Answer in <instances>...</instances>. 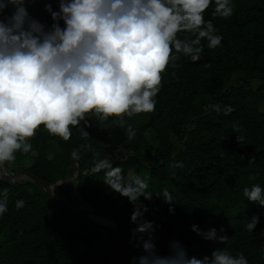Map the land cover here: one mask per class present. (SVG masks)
<instances>
[{
    "label": "rangeland",
    "instance_id": "374dc122",
    "mask_svg": "<svg viewBox=\"0 0 264 264\" xmlns=\"http://www.w3.org/2000/svg\"><path fill=\"white\" fill-rule=\"evenodd\" d=\"M233 4L231 17L216 15L221 46L209 49L202 40L199 61L182 54L170 61L161 74L154 112L100 122L94 115L89 119L86 128L107 132L99 141L103 151L94 146L93 155L85 151L83 125L71 127L75 137L66 141L40 126L30 138L32 150L17 152L15 161L0 166L5 177L0 191L20 188L0 216V264H130L137 255L113 221L58 202L114 216L132 234L133 204L110 190L103 174H91L93 162L105 157L115 161L114 167L121 165L126 175L147 178L146 194L152 197L140 198L148 208L142 219L153 222L162 254L168 253V242L177 239L190 255L202 257L227 248L233 254L243 252L249 264H264V206L238 195L234 185L264 172V0H257L255 7L242 0ZM42 20L51 22L48 17ZM178 38L194 37L182 32ZM210 104L234 110L224 115L209 110ZM129 125L135 130L131 139L126 135ZM201 155L211 165L224 167L227 175H200L189 160L201 164ZM22 167L48 187L26 174L12 179ZM161 188L170 192L172 201L165 202ZM20 199L25 205L17 210ZM244 208L252 212L249 217ZM253 215L259 223L248 232L246 224ZM193 224L203 230L215 227L229 239L205 240L191 230Z\"/></svg>",
    "mask_w": 264,
    "mask_h": 264
},
{
    "label": "clouds",
    "instance_id": "9594fccd",
    "mask_svg": "<svg viewBox=\"0 0 264 264\" xmlns=\"http://www.w3.org/2000/svg\"><path fill=\"white\" fill-rule=\"evenodd\" d=\"M9 3L13 10L5 13ZM213 4L214 15L232 16L233 0H57L55 8L50 2L43 6L49 22L32 15L26 0H0V166L15 161L17 152L29 153L30 138L40 126L66 141L71 127L85 129L93 115L100 122L154 112L161 74L176 54L197 62L202 40L209 49L221 46L223 36L204 18ZM182 32L194 38H178ZM208 109L224 115L234 110L219 104ZM126 135L135 136L131 125ZM114 163L109 157L95 160L90 171H103L109 189L133 204L132 238L142 254L131 257L130 264H249L243 252L233 254L227 248L190 255L177 239L162 254L153 222L142 219L148 208L140 198L152 197L146 194L147 178L128 176ZM242 191L246 200L264 206V186L252 184ZM160 194L165 202L173 200L167 189ZM24 205L23 199L15 202L17 210ZM7 210L5 189L0 191V216ZM258 223L253 215L247 231L253 232ZM191 230L209 241L229 239L215 227L203 230L193 224Z\"/></svg>",
    "mask_w": 264,
    "mask_h": 264
},
{
    "label": "trees",
    "instance_id": "16d2710c",
    "mask_svg": "<svg viewBox=\"0 0 264 264\" xmlns=\"http://www.w3.org/2000/svg\"><path fill=\"white\" fill-rule=\"evenodd\" d=\"M242 1L247 2V4L250 5L251 7H255L257 5V0L256 1L255 0H242ZM47 2L52 3L54 8L57 5V0H26V3H27L28 8H29V11L32 13V15H34V16H36L38 18H41V19L43 17L50 18V16L47 13L44 12V7H43L44 4L47 3ZM214 6H215L214 4L209 6V8L204 13V18H205L206 21L210 20L213 23V25H214V27L216 29L217 28L218 18H217L216 15L213 14ZM12 10H13V6L9 3L8 7L4 10V12L5 13H10ZM85 131H87L89 133L88 135H85V140H84V143H83V147H84L85 151L86 152L90 151L89 152L90 155H93V152H91L92 149H93L92 148L93 146L95 148L97 147L100 151H103L104 150V146H103V144H99V141H100V138L103 135L107 134V132L106 131L95 130V128H93L91 126L89 128H86ZM71 137L74 138L75 136L72 134ZM71 141L73 142V140H71ZM114 151H112L110 153L112 154V153H114ZM123 159H125V161L126 160L128 161L131 158H123ZM200 160L202 162L201 164H198V162H196V160H194V161H193V159L189 160L191 165H193L192 167H195V169L198 170V172H200V175H202V173H205L207 175L206 178L210 176V177H212L211 179L219 178L221 175H227L228 172H224V170H225L224 167H222L221 165H217V166L211 165L208 162V160L205 157V155H201V159ZM191 165L189 167H191ZM119 166H121V165H119ZM100 174L104 175L103 171ZM228 175H230V174H228ZM4 178L5 177L2 174H0V180H3ZM234 181H235V179H234ZM257 183H260L261 185L264 186V172H259L256 175L254 180H248L244 184H241V183L237 182L234 185L236 187L237 194L238 195H243V191L242 190H243L244 187H246V186L250 187L252 184H257ZM19 194H20L19 186H17L14 189L13 192L12 191L8 192V203L13 201L12 199L17 198V196ZM48 195L52 197V194L49 191H48ZM239 201L240 200H238V202ZM58 202L62 203L59 200H58ZM244 209H245L244 210L245 211L244 216L245 217H249L252 214V212H249L248 209H246V208H244ZM127 232L132 236V234L129 231H127Z\"/></svg>",
    "mask_w": 264,
    "mask_h": 264
},
{
    "label": "water",
    "instance_id": "95a60500",
    "mask_svg": "<svg viewBox=\"0 0 264 264\" xmlns=\"http://www.w3.org/2000/svg\"><path fill=\"white\" fill-rule=\"evenodd\" d=\"M19 174H26L31 180L37 182L38 184L44 186V187H48V183L44 182L41 178H39L38 176H36L31 170H29L26 167H22L19 172L17 174H15L14 176H12L11 178H16ZM60 202L86 214V213H90V214H96V215H100V216H104L109 218L111 221H113L117 228L118 231L124 236V238L126 239V241L129 243L130 247L132 248V250L134 251V253L139 256L142 254V251L135 247V240H133L132 236L124 229V227L121 225L120 221L115 218L114 216H111L109 214L106 213H101V212H94V211H85L82 210L81 208H79L75 203L66 201V200H59Z\"/></svg>",
    "mask_w": 264,
    "mask_h": 264
}]
</instances>
